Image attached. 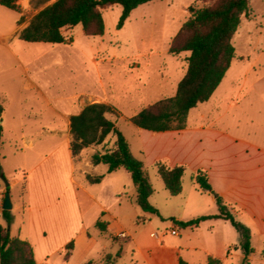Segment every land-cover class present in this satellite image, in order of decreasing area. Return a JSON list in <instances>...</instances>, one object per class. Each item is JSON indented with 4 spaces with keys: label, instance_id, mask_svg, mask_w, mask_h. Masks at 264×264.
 Listing matches in <instances>:
<instances>
[{
    "label": "rangeland",
    "instance_id": "rangeland-1",
    "mask_svg": "<svg viewBox=\"0 0 264 264\" xmlns=\"http://www.w3.org/2000/svg\"><path fill=\"white\" fill-rule=\"evenodd\" d=\"M55 1L38 5L33 0H21L19 12L5 8L0 11V33H10L4 43L11 44V50L6 47L0 49V103L5 108L0 149V191L6 189V181L11 183L18 179L17 184L10 186V195L19 205L13 211L15 219L13 216L12 225L15 230L21 223L29 230L41 224L55 226L57 218L54 214L50 218L42 214L41 203H37L38 193L32 199L23 196L26 174L31 171L30 174L34 173L38 180L43 173H56L65 194L51 198L47 204L52 207L74 205L69 194L70 117L91 104L113 107L115 113L109 118L128 140L134 156L144 162L155 190L150 203L158 214L145 213L136 204V187L129 172L120 170L113 177H107L97 188L106 190L111 183L123 185L119 194L105 192L104 198L107 206L118 216L119 227L127 233L122 232L115 237L98 229V244L89 261L100 263L105 255L115 256L120 251L121 259L117 260V264H143L132 238L138 240L141 236L150 235L151 231V237L156 234L152 238H164L171 245L180 243L182 237L186 238V231L181 230L172 219L187 221L197 213L186 207V200L196 198L197 190L200 191L193 177L207 165L208 154L217 153L223 146L224 135L250 138L254 130H259L260 138L264 140V0H251L249 15L242 17V24L233 38L236 58L226 79L210 101L198 105L189 113L187 127L182 133L183 140L177 149V158L185 161L183 190L178 196H171L166 190L155 167L158 161L170 166L168 151L156 145V141L144 134L131 119L143 109L176 95L178 84L187 73L190 54H170L171 43L191 17L190 7L203 8L207 4L204 0L156 1L134 10L121 29L118 24L123 8H106L103 11L104 36L88 37L78 25L63 30L68 42L62 45L29 44L17 38L40 11ZM21 18L23 21L19 23ZM11 51L22 65L15 61ZM27 68L30 71L29 80L26 78ZM114 141L113 136L109 137L105 148H113ZM26 142L31 146H25ZM144 143L151 149L145 156L142 149ZM59 145L60 148L55 151ZM95 150L101 153L103 146L83 151L81 157L74 160L75 163L78 165L82 155L89 156ZM45 157L49 159L44 162ZM42 161L43 165L36 166ZM101 168L107 170L105 165ZM37 185H40L39 182ZM200 200L203 206L198 211L200 215L217 212L216 204L211 203L207 194ZM32 202L36 207L34 211L30 214L22 212L26 207L28 210ZM2 210L0 208V212ZM1 222L6 227L0 214ZM174 228L182 236H172ZM11 235L16 236V231ZM49 236L48 242H35L38 260L63 245L61 234L52 235L49 232ZM197 237L202 240V236ZM71 242L74 241L70 240L69 244ZM184 244L185 257L190 258L193 264H203L200 253L189 255L186 240ZM66 247L52 259L53 262L66 261ZM81 249L72 264H80L84 255ZM238 252L225 264H241L246 255L241 248Z\"/></svg>",
    "mask_w": 264,
    "mask_h": 264
},
{
    "label": "trees",
    "instance_id": "trees-1",
    "mask_svg": "<svg viewBox=\"0 0 264 264\" xmlns=\"http://www.w3.org/2000/svg\"><path fill=\"white\" fill-rule=\"evenodd\" d=\"M21 0H0V6L14 12L20 11ZM50 0H33L44 4ZM162 0H57L52 5L40 11L21 31L20 39L26 43H43L62 45L68 42L63 34L66 28L82 26L88 37H102L105 34L103 11L106 8L121 6L123 12L118 24L121 29L130 18L132 12L140 6ZM207 4L203 8L190 7L191 17L184 23L170 46V54L180 55L189 53L188 69L180 81L174 97L163 99L150 107L143 109L131 119L138 128L152 132L165 133L183 131L187 127L191 110L198 105L210 101L231 69L236 58L233 38L237 34L242 17L248 16L251 10V0H204ZM23 18L20 19L22 23ZM5 112L0 103V121ZM115 109L109 105L96 103L87 105L79 114L71 117L70 122V151L74 160L79 159L81 153L89 147L103 146L100 153L92 156L94 165H105L108 173L126 170L131 174L136 187V204L145 213L158 214V210L150 203L155 193L153 185L145 170L144 162L134 156L130 144L116 123L109 118ZM3 126L0 124V149L3 138ZM113 136V148L106 149L107 140ZM157 172L166 190L171 196L182 193V179L185 174L184 166L170 167L161 161L155 163ZM2 174L0 153V175ZM87 179L92 183H100L102 177ZM199 190L210 193L215 197L218 213L205 215L187 221L172 219L181 229H196L204 221L223 220L230 222L240 235V248L246 257L241 264H249V256L254 253L251 245V231L242 224L236 216L234 208L230 207L214 189L209 175L204 170H198L193 177ZM27 182L24 183L26 194ZM11 187L6 188V194ZM5 194V195H6ZM106 213L96 223L102 233H108L109 221ZM2 217L6 227L0 223V264H38L33 246L19 237L12 236L8 227L13 223L12 211L2 210ZM67 261L74 250V242L66 247ZM121 258L119 251L115 256L107 254L102 262L89 261L86 264H117ZM179 264H189L180 259ZM208 264H222L213 257L208 258Z\"/></svg>",
    "mask_w": 264,
    "mask_h": 264
},
{
    "label": "crops",
    "instance_id": "crops-1",
    "mask_svg": "<svg viewBox=\"0 0 264 264\" xmlns=\"http://www.w3.org/2000/svg\"><path fill=\"white\" fill-rule=\"evenodd\" d=\"M2 9H4V7L0 6V11H2ZM21 31L19 32V37H17L19 39ZM9 34L0 33V49L6 47L11 50V44L4 43V39H6ZM12 56L19 65H22L21 60L15 53L12 52ZM26 73V78L29 80L28 74L30 71L28 68L26 69ZM31 86L33 87L32 83ZM80 112H78V114ZM2 122L0 121V124H2ZM70 122L71 121H69V124ZM142 131L144 134L153 138L156 141V145L158 144L168 151L167 156L170 158V167L184 166L185 161L177 158V149L183 140L182 133L184 131H170L165 133ZM260 134L261 132L259 130H254L253 137L250 138L225 134L223 146L219 148L217 153L214 152L208 154L206 157L208 163L202 168V170L208 173L213 189L223 197L224 201L230 207L234 208L238 220L251 231V245L254 249V253L248 258L249 264L254 262H256L255 264H264V140L260 138ZM65 144L66 142H64V145ZM25 146H31V143L26 142ZM59 148L60 145L55 148V151ZM90 148L91 147L86 148L84 152ZM142 149L144 150V156L149 155L151 152V149L147 147L145 143ZM69 153V194L72 196L75 204L70 207L67 205L56 207L48 205L47 202L51 201L54 197L63 196L65 194L64 190L60 188L59 177L56 176V173L52 174L46 172L37 180L33 175L34 173L30 174L31 171H28V174H26L27 189L25 197L32 199V197L38 193L37 199L39 201L37 203L38 205L41 203L39 208L42 209V214L46 215L47 218H50L54 214L55 218H57V224H55V226L41 224L38 228L36 226L34 230H31V228L30 230L24 228L26 227L24 223L19 224L16 227V230L14 229V225L10 226L11 234L13 231H16V237L28 241L33 246L38 264H72L81 247L84 250V255L80 264H86L89 262L91 259L90 254L96 249L95 246L98 244V238L96 235L98 228L96 227V223L102 217L103 213L107 214L105 218L110 223L108 226V233L105 234L117 237L122 232H126L119 227L118 216L107 206L106 199L104 198L105 192V194H119L124 188L123 185L111 183L110 186H106V190L97 188L106 181L107 177H113V175L119 171L108 173V168L107 170L101 168L103 166L102 164L94 165L92 163V156L98 153L97 150L89 156L82 155L81 160L78 161V165L72 157L70 145ZM48 159V157H45L43 160L45 162V160ZM41 164H44L43 161L36 166ZM88 176H91L92 178L101 176L103 179L97 184L90 182L87 179ZM37 182H39L40 185H37ZM17 183L18 179H15L11 181L10 186ZM5 194L6 189L0 191L1 209H3L6 197ZM204 194L211 197L212 204H216L213 195L197 190L196 198L189 197L186 200V207L197 212L191 219L205 216L200 215L201 213L198 212L203 208L200 199L204 197ZM11 199L13 203V214L14 208L19 205L14 202L12 197ZM34 208L36 207L33 203L28 210L27 207L24 210L21 208V210L22 212L30 214L34 211ZM39 211L41 213V210ZM71 212L73 213V216L70 215ZM217 213L218 208L217 212L214 213V211H212L210 215H215ZM0 214L1 218H3L2 211ZM229 225L228 221L223 220L204 221L194 230H185L186 232H184V235L186 238L183 239L182 237L180 243L176 245L166 243L164 238H152L151 233L153 231L150 232V235L146 237L141 236L138 240L132 238V241L135 243L143 264H179L181 258L189 264H193L191 259L184 255V248H186L184 247V240H186L187 250L190 252L189 255L194 256V254L197 255V253H200L203 257V264H208L209 257L219 259L222 261V264H225L228 259H233L239 253L238 251H240V235L230 228ZM116 227L119 228L116 229ZM49 232L52 235L56 233L58 235L61 234L64 238L63 245L59 249L49 252L47 256H43L38 260L36 256L35 242L36 240L42 243L48 242L50 238ZM180 236H182V234H180ZM197 236H202V240L198 239ZM197 239L199 241H197ZM70 240L74 241V250L71 257L67 261L60 260L53 262L52 259L69 244ZM120 259H118V261Z\"/></svg>",
    "mask_w": 264,
    "mask_h": 264
},
{
    "label": "water",
    "instance_id": "water-1",
    "mask_svg": "<svg viewBox=\"0 0 264 264\" xmlns=\"http://www.w3.org/2000/svg\"><path fill=\"white\" fill-rule=\"evenodd\" d=\"M3 180H5L4 176H2ZM10 187V183L6 181V188ZM13 209V203L11 199L10 193L6 194L3 210L12 211ZM8 230L10 231V227H8Z\"/></svg>",
    "mask_w": 264,
    "mask_h": 264
},
{
    "label": "built area",
    "instance_id": "built-area-1",
    "mask_svg": "<svg viewBox=\"0 0 264 264\" xmlns=\"http://www.w3.org/2000/svg\"><path fill=\"white\" fill-rule=\"evenodd\" d=\"M171 234L173 236H180V232L176 228H174V229L171 230ZM155 236H156V234H153L152 235V237H155Z\"/></svg>",
    "mask_w": 264,
    "mask_h": 264
}]
</instances>
